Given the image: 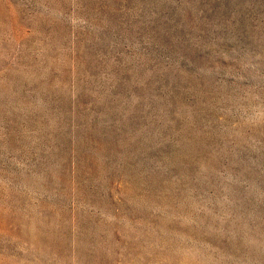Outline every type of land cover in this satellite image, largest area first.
I'll list each match as a JSON object with an SVG mask.
<instances>
[{
	"label": "rangeland",
	"instance_id": "rangeland-1",
	"mask_svg": "<svg viewBox=\"0 0 264 264\" xmlns=\"http://www.w3.org/2000/svg\"><path fill=\"white\" fill-rule=\"evenodd\" d=\"M0 264H264V0H0Z\"/></svg>",
	"mask_w": 264,
	"mask_h": 264
}]
</instances>
